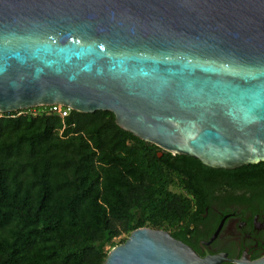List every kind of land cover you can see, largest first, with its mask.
I'll return each mask as SVG.
<instances>
[{"label": "water", "instance_id": "obj_1", "mask_svg": "<svg viewBox=\"0 0 264 264\" xmlns=\"http://www.w3.org/2000/svg\"><path fill=\"white\" fill-rule=\"evenodd\" d=\"M52 105L209 169L264 163V0H0V114ZM224 257L138 228L101 264Z\"/></svg>", "mask_w": 264, "mask_h": 264}, {"label": "trees", "instance_id": "obj_2", "mask_svg": "<svg viewBox=\"0 0 264 264\" xmlns=\"http://www.w3.org/2000/svg\"><path fill=\"white\" fill-rule=\"evenodd\" d=\"M216 176L263 189L264 163L209 169L122 131L106 111L0 114V264H101L121 235L179 226Z\"/></svg>", "mask_w": 264, "mask_h": 264}, {"label": "flooded vegetation", "instance_id": "obj_3", "mask_svg": "<svg viewBox=\"0 0 264 264\" xmlns=\"http://www.w3.org/2000/svg\"><path fill=\"white\" fill-rule=\"evenodd\" d=\"M188 200L185 189H178ZM264 188H234L231 181L221 176L211 179L203 197L191 202V209L176 228V241L188 247L198 258L225 254L217 264H235L245 249L247 259L264 258ZM260 198V200H259ZM263 199V200H261ZM232 215V216H227ZM224 216L216 236L207 245Z\"/></svg>", "mask_w": 264, "mask_h": 264}, {"label": "built area", "instance_id": "obj_4", "mask_svg": "<svg viewBox=\"0 0 264 264\" xmlns=\"http://www.w3.org/2000/svg\"><path fill=\"white\" fill-rule=\"evenodd\" d=\"M47 108L49 112L57 114L60 118L65 117L69 111L67 108L62 107L60 105H52ZM19 112H22V111H19ZM18 114H21V113H18Z\"/></svg>", "mask_w": 264, "mask_h": 264}, {"label": "rangeland", "instance_id": "obj_5", "mask_svg": "<svg viewBox=\"0 0 264 264\" xmlns=\"http://www.w3.org/2000/svg\"><path fill=\"white\" fill-rule=\"evenodd\" d=\"M171 191H173V192H175V193H179V192H180L177 188H174V187H171ZM161 230H163V229H161ZM123 238H126V236L121 235V236H119L118 238H116V239L114 240V242L117 243L119 240H121V239H123Z\"/></svg>", "mask_w": 264, "mask_h": 264}]
</instances>
